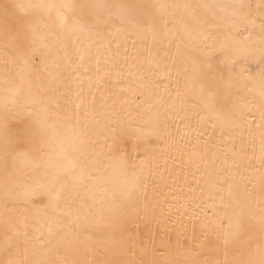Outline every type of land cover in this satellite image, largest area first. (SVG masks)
Masks as SVG:
<instances>
[{
	"label": "snow or ice",
	"instance_id": "snow-or-ice-1",
	"mask_svg": "<svg viewBox=\"0 0 264 264\" xmlns=\"http://www.w3.org/2000/svg\"><path fill=\"white\" fill-rule=\"evenodd\" d=\"M0 264H264V0H0Z\"/></svg>",
	"mask_w": 264,
	"mask_h": 264
},
{
	"label": "bare ground",
	"instance_id": "bare-ground-1",
	"mask_svg": "<svg viewBox=\"0 0 264 264\" xmlns=\"http://www.w3.org/2000/svg\"><path fill=\"white\" fill-rule=\"evenodd\" d=\"M255 64L252 65L253 68H255ZM249 120L251 121L252 118L250 117ZM259 123L258 119L253 121L251 123V126H248L247 124L237 128V130L235 132L232 133L235 141H236V145L237 147L240 146L241 142H243L244 144H249L250 142H255L256 148H257V153L259 150V136H260V129L257 127V124ZM191 135L195 136V133H191ZM219 136L218 132H213L211 130V128L209 127L208 132L205 133V138H213L215 139L216 137ZM250 152V150H249ZM174 178V173L173 176L170 177L168 175V172L165 171L163 173V176L161 177V186L163 187L164 184H171L172 179ZM167 189H165L166 191ZM146 242H147V238Z\"/></svg>",
	"mask_w": 264,
	"mask_h": 264
}]
</instances>
